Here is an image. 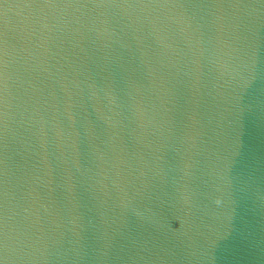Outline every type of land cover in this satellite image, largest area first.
Listing matches in <instances>:
<instances>
[{"label":"water","instance_id":"water-1","mask_svg":"<svg viewBox=\"0 0 264 264\" xmlns=\"http://www.w3.org/2000/svg\"><path fill=\"white\" fill-rule=\"evenodd\" d=\"M0 264H264V0H0Z\"/></svg>","mask_w":264,"mask_h":264}]
</instances>
